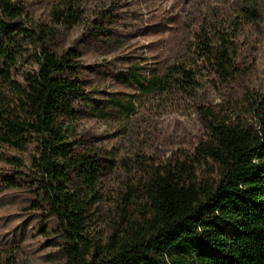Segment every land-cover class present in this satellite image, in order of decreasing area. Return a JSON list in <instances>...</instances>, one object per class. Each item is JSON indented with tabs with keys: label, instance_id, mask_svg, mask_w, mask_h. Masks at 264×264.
Returning <instances> with one entry per match:
<instances>
[{
	"label": "trees",
	"instance_id": "1",
	"mask_svg": "<svg viewBox=\"0 0 264 264\" xmlns=\"http://www.w3.org/2000/svg\"><path fill=\"white\" fill-rule=\"evenodd\" d=\"M114 12L100 11L90 41L119 43ZM82 16L81 0H61L51 24L39 25L22 4L0 0V197L24 194L22 226L34 222L65 264H264V97L244 88L248 105L232 95V104L210 107L205 98L208 77L229 87L248 74L239 34L245 25L264 33V0H234L219 24L204 16L184 54L129 64L121 77L135 92L107 98L89 90L76 43L62 41ZM171 98L194 103L207 139L184 158L124 162L130 181L113 232L104 245L94 241L88 228L108 167L102 152H82L71 139L79 116L87 107L129 119L146 100ZM209 162L217 169L206 178Z\"/></svg>",
	"mask_w": 264,
	"mask_h": 264
},
{
	"label": "rangeland",
	"instance_id": "2",
	"mask_svg": "<svg viewBox=\"0 0 264 264\" xmlns=\"http://www.w3.org/2000/svg\"><path fill=\"white\" fill-rule=\"evenodd\" d=\"M11 1L25 7L30 22L49 25L51 11L61 0ZM233 2L81 0L82 21L64 29L62 41L65 47L74 42L78 46L81 61L87 68L86 78L90 80L89 90L95 91L94 97L107 98L109 93L116 96L133 94L135 89L121 77L129 64L154 66L165 58L173 60L184 54L198 22L204 16H211L217 18L219 24L232 13ZM110 7L118 21L113 28L115 38L119 40L112 48L104 47L102 41H90L86 35L100 11ZM239 44L238 61L248 69V74L241 85L226 87L215 77H208V73L205 98L210 107L232 104L226 103L232 95L244 102V88L264 97V33L245 25L239 34ZM23 69L25 67H21L19 73ZM244 103L248 105V102ZM88 110L86 107L79 116L71 139L79 142L80 151L92 149L93 154L102 152L106 158L104 166L108 168L101 182V201L88 228L90 238L104 245L122 208L125 184L130 181L123 163L141 156L157 163L191 156L199 142L207 139V131L194 103L179 98L146 100L129 119L115 115L105 118L92 115ZM243 118L247 123H255L253 115ZM111 160H115L114 163ZM216 169V165L209 162L200 171L206 178H211ZM23 195L21 191L11 190L0 197V264H65L58 248L46 245L47 236L40 234L34 222L27 229L22 226Z\"/></svg>",
	"mask_w": 264,
	"mask_h": 264
}]
</instances>
